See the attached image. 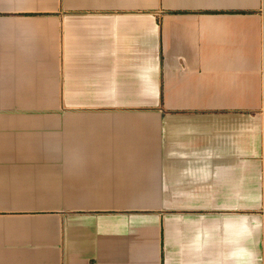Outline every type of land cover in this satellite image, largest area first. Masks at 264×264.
I'll return each instance as SVG.
<instances>
[{
    "label": "crops",
    "instance_id": "crops-1",
    "mask_svg": "<svg viewBox=\"0 0 264 264\" xmlns=\"http://www.w3.org/2000/svg\"><path fill=\"white\" fill-rule=\"evenodd\" d=\"M0 264H264V0H0Z\"/></svg>",
    "mask_w": 264,
    "mask_h": 264
}]
</instances>
